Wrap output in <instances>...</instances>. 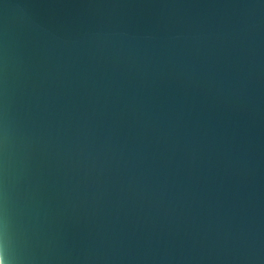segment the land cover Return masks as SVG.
<instances>
[{
	"label": "water",
	"instance_id": "1",
	"mask_svg": "<svg viewBox=\"0 0 264 264\" xmlns=\"http://www.w3.org/2000/svg\"><path fill=\"white\" fill-rule=\"evenodd\" d=\"M0 264H264V0H0Z\"/></svg>",
	"mask_w": 264,
	"mask_h": 264
}]
</instances>
